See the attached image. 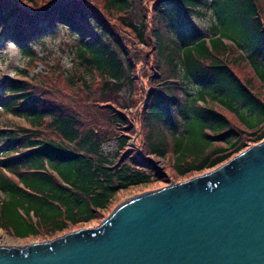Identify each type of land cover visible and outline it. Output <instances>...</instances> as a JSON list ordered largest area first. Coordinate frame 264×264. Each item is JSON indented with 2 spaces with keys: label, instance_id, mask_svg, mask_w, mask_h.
<instances>
[{
  "label": "trees",
  "instance_id": "1",
  "mask_svg": "<svg viewBox=\"0 0 264 264\" xmlns=\"http://www.w3.org/2000/svg\"><path fill=\"white\" fill-rule=\"evenodd\" d=\"M1 34L28 66L0 93L1 112L26 122L0 131L12 238L96 224L124 193L196 178L264 141V0H0ZM60 36L70 66L45 56Z\"/></svg>",
  "mask_w": 264,
  "mask_h": 264
},
{
  "label": "water",
  "instance_id": "2",
  "mask_svg": "<svg viewBox=\"0 0 264 264\" xmlns=\"http://www.w3.org/2000/svg\"><path fill=\"white\" fill-rule=\"evenodd\" d=\"M0 264H264V141L127 199L98 227L0 247Z\"/></svg>",
  "mask_w": 264,
  "mask_h": 264
},
{
  "label": "rangeland",
  "instance_id": "3",
  "mask_svg": "<svg viewBox=\"0 0 264 264\" xmlns=\"http://www.w3.org/2000/svg\"><path fill=\"white\" fill-rule=\"evenodd\" d=\"M0 41H2V43H0V87H1V91H2V90H4V87H5V85L2 83L6 82L8 80L17 79L19 77L17 74V71L22 70V68L25 66L26 67H28V66H27V61L22 60L20 51H18V49L14 45L12 46L9 43L8 39H5V37H4V39H1ZM66 41H67V39L62 38L61 36L56 41H53L50 39L48 41H46V43H44L45 44L44 50L46 51V54L52 53V55H45V56H48V58L52 61L61 60L66 66H70V60H69L70 56H68V53H65V51L61 50L63 48L62 45H65L63 42H66ZM41 70H42V66L39 64L33 70H30V71L28 70V72H30L29 74L31 77H34L35 75L42 72ZM126 97H127V95L125 93H121L119 98H118V101L122 104L123 103L125 104V102H126L125 100L127 99ZM2 104H3V102L0 100V107H2ZM19 126H26V122L24 119L12 118L9 115L2 113L0 110V131L5 129V128H8V127L14 128V127H19ZM133 144H134V140H130L129 145H133ZM105 149H106V151H108V150L112 151L114 149V146H113V144H107ZM157 165H160L161 168H164V166H165L160 161H159V164H157ZM171 184H175V183L171 182L170 184H167L165 186H169ZM165 186L159 187V188H154V189L143 190L141 192H136L135 190H132L131 193H124V194H122V196L120 198L121 201L116 206L122 204V202L126 201L127 199L132 198L133 196L140 195V194H143L145 192H151V191H154L156 189L165 188ZM2 198H3V194H0V200ZM101 222L102 221H100L96 224H91L88 227L82 226L79 229H90L91 227H98L101 224ZM79 229H76V231H79ZM54 239L44 240V241L35 239V240L22 242L21 240L15 238V237L12 238L11 236L4 233L3 230L0 229V247H2V248L3 247H5V248L11 247L12 248L14 246L17 248L18 247L22 248V247H25L29 243L46 242V241H51Z\"/></svg>",
  "mask_w": 264,
  "mask_h": 264
},
{
  "label": "bare ground",
  "instance_id": "4",
  "mask_svg": "<svg viewBox=\"0 0 264 264\" xmlns=\"http://www.w3.org/2000/svg\"><path fill=\"white\" fill-rule=\"evenodd\" d=\"M15 247V246H14ZM18 248H20V247H18Z\"/></svg>",
  "mask_w": 264,
  "mask_h": 264
}]
</instances>
